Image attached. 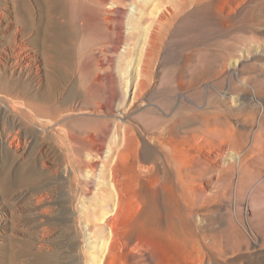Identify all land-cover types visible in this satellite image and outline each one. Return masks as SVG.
<instances>
[{"label": "rangeland", "instance_id": "1", "mask_svg": "<svg viewBox=\"0 0 264 264\" xmlns=\"http://www.w3.org/2000/svg\"><path fill=\"white\" fill-rule=\"evenodd\" d=\"M12 1L0 0V81L12 86L18 79L19 89L29 82L34 101L52 111L77 101L88 103L90 110L100 106L103 112L76 125L63 126L61 131L50 128L42 133L28 125L29 135L20 140L17 149L9 135L0 136V264H93L97 258L92 255L99 253V248H91L96 243L89 234L100 227L93 194L101 192L91 177L95 173L86 172L89 160L79 144L82 138L76 144L79 149H74L77 156L70 155L66 151L67 135L79 134V127L101 125L106 134L102 143L106 144L117 124L132 128L139 141L142 123L152 117L143 114L141 102L131 103L138 83L131 86L137 91L131 90V97L124 98L123 90L132 80V72L118 60L128 51L119 39L115 40V33L120 30L121 40L128 36L125 16L129 8H113L109 3L102 7L97 22L106 31L96 34L84 29L83 17L73 21L66 14L64 17L59 0H26L35 21L38 18L43 24L32 38L40 53L41 75L32 68L27 78L25 68L18 75L12 73ZM212 4L192 17L165 45L161 61L149 70L155 79L149 75L151 91L144 101L145 105L155 102L166 107L163 104L171 95V78L179 70L188 76L201 68L203 72L223 68L229 75L232 57L247 53L251 60L241 68L242 76L249 80L247 88L229 76L228 81L211 80L218 91L246 103V122L232 117L229 125L224 124L223 130L231 133L232 139L180 141L183 155L179 158L188 173V197L198 196L202 207L198 204V210L188 209V215L177 216L176 223L183 233L192 232L202 251L197 246L186 249L179 242L161 241L151 225L143 224L147 203L155 201L160 204L159 223L165 221L162 192H171L175 175L158 170L141 173L139 182L133 178L126 184L127 199L117 222L104 226L108 234L111 229L109 242L114 248L111 254L103 255L102 264H264V60L258 61L261 56L264 59V0H213ZM113 10L117 14L107 13ZM105 16L112 21L118 19L121 28L107 26L102 20ZM105 55L110 61L103 60ZM90 87L93 95L85 97L84 91ZM176 137L183 134L178 131ZM100 143L98 147L103 149ZM103 158H95L94 164ZM137 163L145 170L153 164L142 159ZM17 176H24L23 181ZM3 181L6 186H1ZM63 211L69 213L67 222L60 221ZM87 215L93 216L87 220Z\"/></svg>", "mask_w": 264, "mask_h": 264}, {"label": "bare ground", "instance_id": "2", "mask_svg": "<svg viewBox=\"0 0 264 264\" xmlns=\"http://www.w3.org/2000/svg\"><path fill=\"white\" fill-rule=\"evenodd\" d=\"M25 1L22 0L20 3L18 0H13L11 2L12 52L14 54L15 69H12V73L18 75L25 68L28 76L33 68V71L35 70V73L40 76L39 72L42 67L40 53L36 49L32 38L35 36L33 35L34 32L38 33L43 24L42 20L38 18L35 21L36 17L34 18ZM108 3L110 4L109 7L113 8H129V13L125 16V28L128 36L121 40L119 38L120 30L115 33V40L119 39L118 41H121L127 47H124V49L128 51L124 54L121 53L118 60L120 63L131 67L132 72L130 78L133 82H126L125 90H123L125 93L124 98H128L131 95L129 92L134 90L131 87L132 84L138 83L137 95L133 94L131 103L141 102L142 105L139 108L143 109V114L152 117L142 123L143 130L140 132L141 139L139 141L133 135L132 128L117 124H115L112 136L106 140V144L102 143V139L106 134L101 125L88 129L78 126L80 128L79 134L75 136L67 135L68 141H66L68 144H65H67L68 150L66 151L70 155L71 153L76 155L74 149L80 141L79 138H82L79 144L83 145L86 151L85 157L89 160L85 167L87 170H85L86 172L93 171L95 173L91 177L97 182L96 189L101 192L93 194L96 199V205L93 208L98 210L97 215L98 213L99 215L96 221L100 225L98 229L93 231V235L89 234L91 241L96 243L91 244V248H99V253L95 254L92 252V254L94 253L92 255L93 259L97 258L93 261V264H102L103 255L112 253L114 244L109 242V240H112L110 234L112 232L110 228L109 234L104 232V226L106 227V222L113 225L117 222L127 199L126 184L131 182L133 178L139 182L140 177L138 175L141 173H152L158 170L163 173H168L169 171L175 175L174 181L171 182L173 184L171 192L170 190L162 192L161 201L163 202L161 206L163 205L166 210L165 221L159 223L161 219L159 214L160 204L155 201L150 204L147 203L146 211L143 214V224L151 225L153 232L157 234L161 241L171 240L179 242L186 249L197 246L202 251V247L198 244L192 232L183 233L179 230L176 223L178 217L182 218L188 215V209L194 207L196 209L200 203L198 196H192L189 193L192 197H188L190 187L189 189L186 187L188 173L187 169L182 167L179 158L180 155H183L180 141H188L190 138L194 140L213 138L214 140L227 142L232 139L231 133L223 130L224 124L229 125V120L232 117H236L240 123L246 122L247 117L244 110L246 103L238 97L232 96V94L218 91V87L217 89L213 87L214 82L211 80L218 78V80L225 79L224 81H226L227 79L228 81L229 78H236L242 88H247L249 80L242 76L241 68L251 60L247 53L243 56L240 54L242 57L238 55L232 57L229 60V66H232V68L230 67L229 75L227 74L228 72L226 73L227 75L224 73L225 70L223 71V68L214 72H203L201 68L197 72H194V70L189 72L188 76L179 70L175 77H170L172 80L168 91L171 92V95L165 99L166 104L163 105L166 107L162 108L161 104L159 106L155 102H148L145 105V96L151 91L148 81L149 75H151V79H155L154 74H149V70L162 58V50L165 45L169 43L176 32L189 23L192 17L202 14L203 9H210L214 5L212 4L213 0H59V7L64 17L66 14L70 21L75 20L78 16L80 18L83 17L82 26H84V29L86 28L85 30L88 29L91 30L90 32L101 34L106 29L100 26V22H97V19L100 16V9L107 6ZM20 11L23 12L24 19ZM107 13L115 15L117 11L113 10ZM26 16L30 18V23L26 21ZM102 20L105 24L108 23L112 26V29L118 30L121 28V22L118 19L112 21L105 16ZM104 27L107 28L106 26ZM112 38L114 37L112 36ZM253 58L255 59V57L251 59ZM103 60L108 62L110 58L105 55ZM263 60L261 56V60L258 61ZM127 70L123 71V75H126ZM17 82L18 79H14L12 86H8V82L0 81V136L3 134L9 135L11 137V145L16 149L20 140L22 139L23 141V139L28 137V125L31 128L33 126L36 127V130L42 131V133L50 128L61 131L63 126L76 125L103 112L99 105H95L99 106L98 109L90 110L88 103L77 101L64 107L56 106L52 111V109L41 106L34 101L36 97L30 92L29 82L24 89H19ZM215 83H218L217 79ZM137 90L135 89L134 92ZM91 91H94L92 87L86 88L84 96H92ZM238 100L239 103H237ZM121 118H125V115ZM21 121H23V126ZM126 122L130 124L129 120ZM178 131L183 134V137L176 139ZM98 142H101L100 145L103 146V149L100 146L98 147ZM78 149H76V152ZM98 157L104 158L96 165L94 164V159ZM140 159L153 162V164L145 170L137 163ZM130 160H133V163ZM152 177H155V175H152ZM164 177L167 176L164 175ZM17 178L19 177L17 176ZM23 179L19 178L20 182ZM2 183L3 185L1 186H4V181ZM41 189L42 191L44 190L43 188ZM188 203H190L189 208ZM199 205L201 206V204ZM90 210L92 209L90 208ZM191 211L194 210L192 209ZM66 212H62L60 221L61 219L66 221L70 217L69 213ZM92 216L87 215V220ZM17 236L21 237L19 234Z\"/></svg>", "mask_w": 264, "mask_h": 264}]
</instances>
